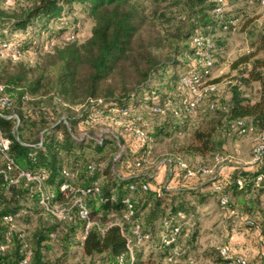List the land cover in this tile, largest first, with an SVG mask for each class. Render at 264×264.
Segmentation results:
<instances>
[{
	"label": "trees",
	"instance_id": "1",
	"mask_svg": "<svg viewBox=\"0 0 264 264\" xmlns=\"http://www.w3.org/2000/svg\"><path fill=\"white\" fill-rule=\"evenodd\" d=\"M8 1L0 0V51L3 44L10 46L7 54L0 53L9 57L0 60V84L11 104H0V129L11 141L7 152L14 168L28 170L35 178L7 182V161L0 151V244L6 245L0 250V264H21L29 251L26 264H204L195 255L213 258L210 264H228L238 254L251 264H264V217H259L264 216V162L236 166L229 175L201 173L204 166L213 167L204 158L217 156L223 148L219 135L228 136L233 127L242 133L240 120L246 132H264V31L233 60V68H242L230 97L211 95L205 107L193 112L191 90L181 81L203 72L193 37L211 34L215 41V30L230 32L238 23L236 16L217 11L218 0H194L191 6L197 4L198 9L171 28L150 18L140 0H28L6 9ZM78 15L92 21L85 39L79 37ZM57 20L61 39L50 28ZM180 52L189 68L170 82L169 90L162 86L167 84H151L158 72L174 66ZM25 54L40 57L28 64L20 58ZM174 93L187 95L184 125L204 112V118L209 112L222 117L205 119L182 143L173 140L184 132L175 118L180 110H171ZM123 109L128 114L123 115ZM141 109L165 118L146 131L139 127ZM106 126L120 130L113 133ZM138 130L146 137L138 136ZM174 142L176 151L194 155L198 164L186 162L195 170L187 176L178 165L180 158L168 156L172 174L184 179L178 189L158 182L151 164L156 149ZM191 178L202 185L188 188ZM64 183L93 191L71 192L63 189ZM42 193L50 196L49 207L41 203ZM128 198L133 205L129 216ZM23 199L34 204L36 221L28 219L32 223L22 232L11 229L4 215L27 209ZM209 199H215L226 216L225 233L220 244L200 250L197 205ZM80 203L87 218L80 214ZM57 205L64 208L63 216L51 210ZM245 230L251 236L259 233L257 252L232 242L233 232ZM55 242L62 254L50 257ZM75 246L82 250V262L70 254ZM223 246L228 256L221 253Z\"/></svg>",
	"mask_w": 264,
	"mask_h": 264
},
{
	"label": "rangeland",
	"instance_id": "2",
	"mask_svg": "<svg viewBox=\"0 0 264 264\" xmlns=\"http://www.w3.org/2000/svg\"><path fill=\"white\" fill-rule=\"evenodd\" d=\"M143 5L146 7V12L150 18L156 20L158 25L173 27L176 24V20L179 18H183L184 16H189L194 13L195 10L198 9V5L195 7L191 6V3L194 0H140ZM11 2V3H10ZM28 0H17L16 3L14 0L8 1V3L4 4L6 9H12L19 3H27ZM215 0H205V4L214 3ZM221 9L217 11L224 12L228 16H236L238 19V23L236 24V28L232 31H221L215 30V41L213 47L214 53V67L212 69V74L209 78L208 83L204 85H199L196 90L201 94V100L199 102L200 107H205V104L213 95L214 98H224L227 100L230 97L231 86L238 82L240 76L241 66L239 68L233 69L232 62L239 56V54L248 51L251 48V42L254 41L255 37L259 32L264 31V4L261 0H226V2L220 6ZM76 18L81 19V31L79 37L81 39H85L89 33L92 26V21L87 17V15H78ZM68 22H73V18L69 17ZM60 21H54L51 25V31L55 32L56 39H61L62 36L60 33H57L59 30ZM246 28V32L242 28ZM39 37L38 33L34 36L35 39ZM40 57V55H39ZM39 57H37L39 59ZM5 58L9 57H0V60H5ZM21 60H24L28 64H34L36 62V56H28V54L20 57ZM189 60L185 55L181 52L179 56L176 58V62L174 66H170L167 70H161L158 72L151 84H167L162 85L164 89L169 90L170 82H174L179 76L181 72H183L186 68H189ZM162 79L163 83L159 81ZM211 86L213 88L211 89ZM162 88V89H163ZM190 91V90H189ZM176 92V91H175ZM191 92V91H190ZM193 95V92H191ZM175 100L173 102L171 110L179 111L175 115L176 120L180 124L183 129V133H176L173 140L177 139L182 143L187 136L192 132V130L201 125L205 119L210 117L220 118L222 114L220 112H209L204 118V113H201L198 116L191 117L192 123H188L184 125L181 123L185 118L186 114L184 111L185 99L187 97L186 93H174ZM185 104V105H184ZM145 108V107H143ZM178 109V110H177ZM145 109L139 110V114L142 116L143 122L139 127L144 128L146 131L152 130L154 126L160 124L165 117L162 115H155L153 112L149 111L145 113ZM104 126V125H103ZM103 128H108L113 133H118L119 128H114L110 126H106ZM261 133H255L253 131L250 132H242L240 133L238 128L233 127L231 134L228 136L219 135L217 140H222L224 142L223 148H218L216 151L217 156L215 154H209L206 156L205 162L207 164H211L213 168L218 172V174L222 173L225 166H229L231 163L236 162H246L250 163L253 161L254 148L260 141ZM180 146V144H177ZM124 148L125 145H122ZM173 147V148H172ZM120 152V150H119ZM174 155V158H180V160L185 162H190L194 165H198L194 155L187 154L186 152L176 151L175 142L169 146H164L156 149L154 154V158L152 159L153 170H155V175L161 179L162 183L172 188L171 178L173 177L170 167V162L168 156ZM169 177V178H168ZM23 206L29 210V215H24L19 217L17 228L18 230H28L29 225L32 223L28 219L31 217L35 218L33 213L35 210L33 209V205L31 201L27 199H23ZM28 204V205H27ZM31 207V208H30ZM218 203L213 199L211 205L207 209H200L201 212V223L203 225L201 229V233L199 235V245L200 250L212 245H217L221 243V234L215 229V226L220 227L226 221V216L221 214L220 208L218 207ZM33 211V212H32ZM208 211V213H206ZM206 215V216H205ZM237 220L238 222H240ZM62 224L60 225V230H62ZM251 234L250 230H245L241 232H235L234 237L235 242L244 244V249L248 251L256 250L258 244H255L253 241H246L247 237ZM212 244V245H211ZM53 249L48 251L50 257H58L62 254V248L59 242H55L53 244ZM243 246V245H242ZM144 250L149 252L151 247L150 244L143 245ZM71 256L74 258L73 260L79 258V260L83 261V253L81 248L75 246L70 251ZM218 256L217 252L214 256ZM198 259V263L210 264L213 263V258H200V255H195ZM72 264V263H71ZM75 264V263H73Z\"/></svg>",
	"mask_w": 264,
	"mask_h": 264
},
{
	"label": "built area",
	"instance_id": "3",
	"mask_svg": "<svg viewBox=\"0 0 264 264\" xmlns=\"http://www.w3.org/2000/svg\"><path fill=\"white\" fill-rule=\"evenodd\" d=\"M220 2L221 5H223L226 0H218ZM261 2L264 4V0H261ZM221 7H218L217 10H220ZM193 45L196 47L197 51V55H198V61L201 64L202 68H203V72H201L200 74H197L195 76H184L182 77L181 81L184 85H186L187 87H189V89L191 90V92H193L192 98L189 101V110L196 112L197 107L199 106V102L202 99L201 98V94L196 90V88L199 85H204L205 83H208L209 78L212 74V69L214 67V53H213V47H214V39H213V35L211 34H198L195 35L193 37ZM2 47H4L2 50L0 51V53H4L7 54L9 52L10 46L9 45H5L3 44ZM213 88V86H211V89ZM0 104L3 106H9L11 104V99L10 97L5 93V85L0 84ZM213 106V105H212ZM155 110H158L159 108H154ZM122 114L126 115L128 114V109H123L122 110ZM117 122H119L118 119H116ZM238 125L241 128L242 132H246L247 128L243 127V122L240 120ZM138 136L141 137H146V133L143 130H138L137 132ZM10 139L4 134V132L0 129V151L4 154V158L6 159L7 163H6V169L3 170L4 173V178L7 182L9 183H16L19 181L20 178L24 177L27 180L33 179L35 178L31 172H29L28 170H24V169H20V170H16L14 168V160L13 158H11L8 154V150L10 148ZM262 160L264 162V132L261 133L260 135V141L257 144V146L254 148V154H253V162L256 161H260ZM178 165L182 168L186 169V175L187 176H192L195 174V170L192 166H189L186 162L179 160L178 161ZM201 173L202 175H211V174H215L216 170L213 167H207L204 166L201 169ZM262 179V176L258 177V180ZM239 183H241V181H239ZM63 189L65 188H70L71 192L73 191H79L81 193H89L92 192L93 189L91 187H88L86 189H79V188H75L74 186H70L68 183H64L62 185ZM96 190L98 189V187H95ZM131 188H134V185H131ZM144 188H147V185H144ZM53 195V194H51ZM49 199L50 196L48 194L42 193L41 196V203H43L44 205H46L47 207H49ZM81 197H78L76 199V202H80ZM128 206H129V212L127 213V216H129L132 212H133V205L130 201V199L128 198L127 200ZM227 201V198L224 196L222 198V202L225 203ZM81 206V210H80V214L83 218H87L88 216V212L87 209L83 206V204L80 203ZM51 210H54L55 213L58 216H63L64 214V208L60 207V206H55L53 208H51ZM28 210L25 208H22L16 212H12V213H8L4 215V219L6 221L9 222L10 224V228L14 229L17 227V223H18V219L21 216H24L25 214H27ZM182 215V213H181ZM175 231H178V227L174 228ZM136 232L138 233V230H136ZM140 240H142V237H139ZM174 239V237L172 238V240ZM6 248V245L4 243L0 244V250H4ZM176 255H179V252L177 250L174 251ZM221 253L225 256H228V248L227 246H223L221 248ZM30 256H31V252H27L26 256L24 257L23 261L21 264H26L29 260H30ZM175 261H177V258L175 259ZM228 264H251L247 257L244 254H238L234 257H232V259L228 262Z\"/></svg>",
	"mask_w": 264,
	"mask_h": 264
},
{
	"label": "crops",
	"instance_id": "4",
	"mask_svg": "<svg viewBox=\"0 0 264 264\" xmlns=\"http://www.w3.org/2000/svg\"><path fill=\"white\" fill-rule=\"evenodd\" d=\"M245 32H246V28H245V30H244ZM240 55V54H239ZM238 57V56H237ZM236 59V58H235ZM233 69H236V68H233ZM250 164H252V161L250 162V163H246V162H234V163H231L229 166H225V168H224V170H223V172L221 173V174H224V175H229L230 173H232V171L235 169V167L236 166H242V165H244V166H247V167H250ZM169 169L171 170L170 172H172V169H171V167H169ZM169 178V177H168ZM172 180H171V184H173L172 185V188L171 187H169L170 189H178L179 188V186L182 184V182L184 181V179H178V177H177V174H173V177L171 178ZM156 180L158 181V182H161L162 180L161 179H159L157 176H156ZM202 185V183L199 181V179L198 178H191L190 179V182L188 183V188H197V187H199V186H201ZM201 189L202 190H208V189H210V186H203V187H201ZM212 200L213 199H209V201L208 202H205V203H202V204H200V205H197L198 206V209H197V215H198V220H199V224H200V233H201V229H202V227H203V225H202V223H201V220H200V217H201V212H200V209H202V208H204V209H209L208 207L211 205V202H212ZM215 200V199H214ZM218 208V207H217ZM209 211V210H208ZM208 211L206 212V213H208ZM219 212H221V214H223L222 213V211L220 210ZM224 215V214H223ZM206 216V215H205ZM192 217V216H191ZM259 217L261 218V219H263V215L262 214H259ZM226 222V221H225ZM225 222H224V224H222L220 227H218V226H215V229H218L217 231L221 234V240H222V237H223V235H224V233H225V231H224V233L222 234V231L225 229ZM234 233L235 232H233V235H232V242H234L235 244H238V247H242V245L244 246V244L243 243H245V242H243L242 244H240V243H237V242H235V237H234ZM259 234V233H258ZM258 234H256L255 236H249V237H247V240L246 241H253L255 244H258L257 242H256V239L258 238ZM262 238V237H261ZM212 245V244H211ZM254 251V250H253ZM254 252H257V249L254 251Z\"/></svg>",
	"mask_w": 264,
	"mask_h": 264
}]
</instances>
